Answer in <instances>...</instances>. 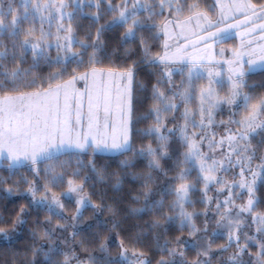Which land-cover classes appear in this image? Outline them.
<instances>
[{"label":"snow or ice","instance_id":"1","mask_svg":"<svg viewBox=\"0 0 264 264\" xmlns=\"http://www.w3.org/2000/svg\"><path fill=\"white\" fill-rule=\"evenodd\" d=\"M16 0H7V10L4 8L5 0H0V161H10L9 169H19L20 167L31 166L35 176L40 175V170L35 168L38 163H45L47 167L43 169L45 183L43 193L37 198L40 187L35 180L29 181L27 177H21L16 182L27 184V195L32 197V204L45 210L48 214L46 223H51V218L56 217L59 221L54 228H45L41 239L49 241L47 251L43 245L38 251H43L47 264H85L75 253H62L61 248L56 243L57 229L66 230L72 227V237L75 238L77 224L82 219V210L88 207L94 209L102 208L103 205L92 203L90 196L85 191V184L93 179L92 175H84L79 182L75 178L80 177L81 168L90 170L99 181L105 178L103 169H98L95 158L113 155H126L131 153L129 158L120 161V167L124 169L125 175H131L133 180H141V191L133 197V200H140L143 197L144 204L139 208H131L130 214L140 215L142 213L160 214L167 223L179 220L180 227L191 229L190 235H195L200 229L196 228L193 218L201 213L188 211L194 201L191 194L196 190V183H202L201 203L210 204L213 198L208 193L216 188L217 192L228 191V196L221 202L216 199L217 214L220 220L217 227L226 228L227 244L221 246V251L235 246L236 251L228 258V264H264V214L255 211L256 208V184L257 180H264V155L259 157L258 163L253 169L252 163L257 158V150L264 146V139L259 144L252 143L258 131L264 134V122H258V117L264 114V98L259 104L249 106L251 96L243 89L246 87L245 76L247 73L264 71V56L260 57V62L249 59L242 60L243 52L236 53V62H229L233 66L230 68L228 76L229 94L219 97L216 90L211 86L213 83L223 87L222 79L209 80L208 88H201L197 95L194 80L201 79L203 74L193 72L196 67V58L191 61L187 81H181L177 86L172 80L175 69L169 67L167 50L163 56H153L146 39L142 36L145 31L152 32L154 24H149L154 16L161 15L164 9L170 12L180 13L187 6L186 0H120L114 4L113 0H19V8L13 7ZM71 3L72 11H68ZM106 4L102 8L101 5ZM197 5H192L189 10ZM95 7L96 12L92 13L90 19L92 24H99L95 34L89 32L81 38L74 27V21L88 15L84 9ZM237 10L251 9L253 16L256 15V6L248 4H235ZM52 9H55V14ZM157 9L159 11H157ZM264 12V6H261ZM143 13L147 16L141 18ZM111 14L112 19L100 24L101 18ZM197 15H202L198 13ZM246 15V14H245ZM206 18V17H205ZM246 15V19H247ZM264 20V15L259 17ZM191 19V17H189ZM39 22L37 28L36 22ZM24 23L30 26L25 29ZM47 25V28H45ZM211 26V22H209ZM55 27V32L52 28ZM167 26L165 25V28ZM264 32V24L259 26ZM123 28L120 43H133L137 39L143 53L141 63L155 67L162 65L163 70L157 77L156 84L152 87V104L144 114V119L151 120L149 127L143 130V136L151 138L149 143L141 144L138 148L133 143L132 127V97L130 85L133 73L129 69L118 74L119 77L127 80L124 92H117L115 102L107 86L101 87L97 77L107 75L113 77L117 74L103 73L95 65L101 62V58L106 55V44L103 39L104 33L115 29ZM7 39L8 43H5ZM155 39V37H153ZM167 49V44H165ZM52 50L55 56L51 55ZM127 51V50H126ZM31 56L29 67L22 65L28 62ZM87 62L91 66V72H85L79 76L73 74L71 79L63 83L59 81L72 65L80 67ZM135 63V62H134ZM247 63V68L244 64ZM14 65L9 67V65ZM41 64L49 67H57L58 71L49 76L48 87L35 92H22L20 87L33 86L37 77L34 75ZM73 68V73H75ZM92 77L93 87L88 91V111L83 113V105L80 98L76 97V104L69 102L73 99V86L77 80L87 81ZM211 77V73H209ZM31 77V79H29ZM166 86V87H164ZM63 93V104L61 105V94ZM83 94H80L82 96ZM198 99L196 109L190 107L193 101ZM243 103L248 115L242 120L220 121V124L229 125L226 127V135L216 139V134L210 133V127L216 123L215 112L222 105L237 106ZM183 108V111H181ZM179 113V115H177ZM179 121H183L180 123ZM235 124L233 129L230 125ZM171 125V126H169ZM154 142V143H153ZM173 143L179 144L184 151L173 149ZM207 145L208 152L203 151ZM227 146V152H221L222 159H216L209 153H214L217 148ZM91 154L87 164L80 160L82 154ZM76 157L78 167L72 172V177L67 180V191L57 195L52 193V189L60 187L65 183L63 172L56 171V163L60 162L61 156ZM175 157V159H173ZM138 160L146 162L145 173H130L127 170L136 166ZM172 160L173 166L177 169V175L172 181L154 192V174L156 176H167L168 172L163 167L161 161ZM68 161L60 162L59 167L64 168ZM235 168H239L237 174L233 173L231 181L226 180L224 175ZM193 169L198 170L196 183L188 182V178ZM15 175V172H13ZM250 177V179H249ZM5 181L0 178V184ZM122 180L117 179L112 186L114 191H119ZM233 189L246 190L248 199L245 204L236 205L233 195L240 196V192H233ZM8 195H24L19 190L14 191L13 187L5 190ZM74 194V196H73ZM159 195V199L155 196ZM64 200L75 198V214L70 217L71 224L67 223L69 218L64 216ZM172 196L165 210V200ZM233 207L238 208L234 214ZM221 208L227 210L220 212ZM26 209L21 208L20 214L13 223V231L18 225L26 223L21 217ZM171 213V214H168ZM248 213L252 217V224L255 227L254 235H249L245 228L248 227L243 216ZM207 215V210L203 213ZM207 225V222H206ZM160 220L154 219L151 229L160 228ZM207 233V226L203 229ZM0 234L6 238L8 233L0 228ZM37 234L34 232L33 236ZM215 235V233H213ZM177 243H181L179 238ZM256 246L258 251L254 258L244 261L243 256L247 253L251 255L249 249ZM160 251L175 257L177 250L169 249L168 242L163 245L158 244ZM211 248V241L202 249L198 255L208 256ZM100 250L105 251V244L100 245ZM63 254V260L57 261L55 257ZM182 257L183 253H179ZM136 257V264H150V261L143 258V253L133 252ZM93 258L89 256V261ZM121 259H127L126 250L122 251ZM157 264H176L175 260L161 257ZM180 264H185L183 260ZM195 264H211L210 260L200 261Z\"/></svg>","mask_w":264,"mask_h":264},{"label":"trees","instance_id":"2","mask_svg":"<svg viewBox=\"0 0 264 264\" xmlns=\"http://www.w3.org/2000/svg\"><path fill=\"white\" fill-rule=\"evenodd\" d=\"M253 1L259 3L264 0ZM52 2H55V0H52ZM209 2L211 3L212 1L186 0L187 6L195 4L197 5L196 7H204L203 9H205ZM113 3L118 4L120 3V0H113ZM187 6L184 7L185 10L189 9ZM13 7L22 11V9L19 8V0H16ZM101 7H106V4H102ZM4 8L7 10V0H5ZM67 10L72 11L71 3H69V8ZM52 11L55 14V9H52ZM84 11L88 13V15L74 21L76 32L81 38H84L89 32L94 35L96 28L99 27V24H92L90 19L91 14L96 12L97 9L95 7H86ZM162 14L156 15L151 21H148L149 24H154L155 28L152 32L145 31L142 33V36L146 39L147 43L151 40L152 33L157 31V28L160 26L158 21ZM171 14L174 16L173 14L177 13L171 12ZM165 15L166 17L171 16L168 13H165ZM145 16H147V13H143L141 18H144ZM111 19V14H106L101 18L99 23L103 24ZM29 26L28 23L23 24L25 29ZM36 26L37 28L39 27L38 20ZM45 28H47V25H45ZM52 31L55 32V27L52 28ZM123 31V28H118L111 32L104 33L103 39L106 44V55L101 58V62L98 64L114 68L134 67V92L136 93V97L134 98L133 105L134 117L132 127L133 143L135 147L138 148L141 144L149 143V140L151 139L143 136V130L149 127L152 121L144 119L143 117L152 104V87L156 84L157 77L161 72L160 70L152 69L149 65L140 62L143 53L139 39L133 43L123 45L120 43V37ZM5 43H8L7 39H5ZM148 46L152 51L158 53L163 51L160 46ZM55 54V51L52 50L51 55L55 56ZM30 63L31 56L29 55L28 62L22 66L27 68ZM85 65L89 66L87 62L84 66ZM13 66L14 65L11 64L9 65L10 68ZM56 71H58V68L55 66L49 67L45 64H41L40 68L34 73L37 77L36 84L33 86L22 85L20 90H24V88L42 89L48 87L49 76ZM70 74H73V69L67 70L59 81L66 79ZM29 79H31V77H29ZM59 81H54L52 83L54 84ZM245 81L247 86L244 87L243 91L248 95L258 94L259 100L254 101L255 98H251V100L255 102L253 105L259 104L261 99L264 98V71L247 73ZM241 103L242 102H240L239 107L223 105L218 109L215 114L216 123L212 125L210 129L215 130V127L217 126V118L221 121H229L230 119L237 121L238 112H241L243 109ZM181 111H183V108H181ZM177 115H179V113H177ZM179 122L182 123L183 121ZM258 122H264V114H261L258 117ZM228 126L229 125L221 124L218 129L226 131V127ZM230 127L235 129L237 126L232 124ZM257 131L258 134L252 141L254 145L259 144V142L264 139V134H261L259 130ZM171 147L181 152L184 151V149L177 143H173ZM131 155V153L108 157L98 155L95 158V162L97 168L103 169L105 172V178L103 181L96 179L89 169L81 168L80 177L75 179L79 182L84 175H92L93 179L85 184V191L90 196L93 204H102L103 207L98 209L88 207L82 210V219L79 220L76 228L78 235H76L74 239L72 237V227L69 226L66 230L57 229L56 235L59 239L56 240V243L61 248L62 253L71 254L74 252L81 261L85 262V264H136V257L133 256V252L143 253V258L150 261V264H157V261L160 260L162 256L166 259L175 260L176 264H180L181 260H183L185 264H195L198 259L200 261L210 260L211 264H228V258L236 251V249L235 246H233L228 248L227 251H221V246L227 244L228 230L223 227H217V221L220 220V216L217 214L216 209L217 197L222 202L225 197L228 196V191L217 192L216 188L213 187L208 193V195L213 198V202L210 204L201 203L200 200L203 184L196 183L197 170L193 169L188 178V182L196 183V190L191 194L194 204L192 207L188 208V211L201 213L193 218L196 228L200 229L195 235H190L191 229L188 227L182 229L179 220L167 223L158 213L132 215L130 214V209L142 207L144 200L142 196L138 201L133 200V197L141 191L142 181L139 179L133 180L131 175H125V170L120 167V161L129 158ZM261 155H264V146L259 147L257 150V158L252 163L253 169H255L258 163H260L259 157ZM213 157L219 159L218 156ZM90 158V153L82 154L80 156V160H82L84 164H87ZM173 159H175V157ZM64 161H68V164L64 168H60L59 163ZM60 162H55L56 171L64 173L65 183L60 187L53 188L52 192L49 194L55 193L60 195L65 192L67 189V180L73 178L72 172L78 167L76 157L74 156H61ZM161 163L167 170L168 175L164 176L161 174L156 176V174H154V192H158L159 188L172 181L178 171L173 166L172 160H164L161 161ZM45 167H47L45 163H38L35 165V168L40 170V175L37 177L31 170V166L20 167L17 170L15 168L9 169L7 166L0 165V178L5 181L0 184V228H3L5 232L8 233L7 238L3 234H0V264H47L43 251H38V249L43 245L44 251H47L50 242L41 239L40 237L45 228H54L58 223H64V221H59L58 218L52 217L51 223H46L48 214L45 210L32 204V197L26 193L28 185L23 183L17 185L16 183L21 180V177H27L29 181L35 180L40 187V192L37 194V198H39L43 193V185L45 183V174L43 171ZM127 171L130 173H145L148 169L146 168L145 161L138 160L136 166ZM13 172H15V175H13ZM238 172L239 168H235L226 174L217 173V175H224L226 180L231 181L233 173H236V178L239 179ZM117 179L122 180V184L119 191H114L112 186L116 183ZM9 187H13L14 191L19 190L25 194L8 195L5 190ZM233 192L236 193V189H233ZM238 192L241 193L240 196L233 195L236 205H238L237 200L240 198L243 199V194L248 195L246 190H239ZM255 197V211L264 214V180H257ZM159 198V195L155 196V199ZM61 199L64 203V216L69 218L67 223L70 225L72 223L70 217L75 214V201L64 200L62 196ZM172 199H174L172 196L166 198V211L167 204ZM22 207L25 208L26 211L21 218L24 219L26 223L18 225L15 228V231H13V223L20 214V209ZM205 210H207L206 216L203 214ZM226 210V208H221L220 212L223 213ZM236 211H238V208L235 209V207H233V214ZM243 216L248 225V227L245 228V231H247L249 235L256 234V226L252 224L251 215L246 213V215L243 214ZM154 219L160 220V228H150V224ZM205 226H207V233L203 231ZM34 232L37 234L35 237L33 236ZM213 233H215V235H213ZM178 238L181 243H177ZM165 241L168 242L170 250L173 248L177 250V255L175 257H169L167 253L160 251L158 248V244L163 245ZM209 241H211L209 255L206 257L198 255L202 249L207 246ZM102 243L106 246L105 251L100 250V245ZM125 250L127 259H121V253ZM257 251L258 249L256 246L251 247L249 249L251 255L246 253L243 256V260L247 262L250 259H253L254 254ZM181 252L183 253L182 257L179 255ZM89 256L93 258L91 261H89ZM55 259L57 261H62L63 254L57 255ZM72 264H76V261L73 260Z\"/></svg>","mask_w":264,"mask_h":264},{"label":"rangeland","instance_id":"3","mask_svg":"<svg viewBox=\"0 0 264 264\" xmlns=\"http://www.w3.org/2000/svg\"><path fill=\"white\" fill-rule=\"evenodd\" d=\"M203 1V0H202ZM208 1V0H205ZM212 2L205 7H195L191 10L183 9L179 14H173L166 8L158 21L160 26L157 31L152 33L151 40L148 45H153L152 47L160 46L163 49L162 52H156L150 50L153 56H163L167 50L168 56L171 59L168 61L169 67L174 68L176 71L172 76L174 83L179 86L181 81H187L189 68L192 67L191 63H186L185 61H191L192 58H196V67L193 72H200L203 77L198 80H194L196 93L198 95L201 88L209 87V80L222 79L224 81L223 87L213 83L211 86L216 90L219 97H224L229 94V83L228 76L230 73V68L233 66L229 62H236V53L243 52L244 56L242 60L246 62L249 59L260 62V57L264 56V32L261 31L260 25L264 24V20L260 19L264 12H261V6H264V1L259 3L253 0H211ZM252 4L256 6V15L253 16L251 9H241L237 10L235 4ZM189 5L187 7H190ZM159 11V10H158ZM165 13L171 15L166 17ZM202 13V15H197ZM247 19H246V15ZM191 17V19H189ZM206 17V18H205ZM161 21V22H160ZM211 22V26H209ZM165 25L167 26L165 28ZM155 37V39H153ZM165 44H167V49H165ZM155 45V46H154ZM142 58V57H141ZM247 63L244 67L247 68ZM95 67L101 70L103 73L112 72L117 75L113 77H108L104 75L102 77H97L100 82V86H107L112 94V99L115 102L117 92L121 94L124 92L125 85L128 83L126 79L119 77L118 74L126 72L131 69L133 73L132 82L130 85L131 97H132V116H133V105L136 93L134 92L135 77H134V67H123L114 68L107 67L105 65L96 64ZM152 69H157L162 72L163 66L157 65L155 67L150 66ZM75 68V75L79 76L85 72H91V66L82 65L77 68L76 65H72L68 70ZM211 73V77L209 76ZM59 81L63 83L66 80L71 79L72 75ZM57 83V82H56ZM55 83L53 84V86ZM93 87L92 77L89 76L88 80H77L73 86L72 96L69 102L73 105L76 104V97L80 98V102L83 105V113L86 115L88 111V91ZM47 88V87H46ZM42 89H28L20 90L22 92H35L41 91ZM80 94H83L80 96ZM251 98H255L254 101L259 100L258 94H250ZM253 100L249 101V106L253 105ZM63 104V93L61 94V105ZM198 105V99L193 101L190 105L191 108L196 109ZM243 105V103H241ZM223 106V105H222ZM221 106V107H222ZM245 110V111H244ZM243 111V112H242ZM241 112H238V120H242L248 115L243 106ZM216 114V112H215ZM214 114V120L216 116ZM134 117V116H133ZM221 120L217 118V126L215 130L210 129V133L216 134V139L219 140L221 136L226 135V131H221L218 129L219 122ZM135 146V145H134ZM203 151L208 152L207 145L205 144ZM227 146L225 145L222 149L217 148L214 153H209L212 156H218L222 159L221 152H227ZM10 161L3 160L0 161V165L7 166ZM197 170V169H196ZM198 174V170L197 173ZM67 191V189L65 190ZM239 190L236 189V192ZM51 195V194H49ZM243 199L237 200L238 205L245 204L248 199V195L243 194ZM74 196V194H73ZM75 201V198L72 200ZM236 209V207H235ZM246 215V213H244Z\"/></svg>","mask_w":264,"mask_h":264}]
</instances>
